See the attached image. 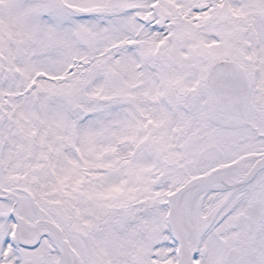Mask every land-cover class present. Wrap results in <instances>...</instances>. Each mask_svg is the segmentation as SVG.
<instances>
[{"label":"snow or ice","instance_id":"obj_1","mask_svg":"<svg viewBox=\"0 0 264 264\" xmlns=\"http://www.w3.org/2000/svg\"><path fill=\"white\" fill-rule=\"evenodd\" d=\"M0 264H264V0H0Z\"/></svg>","mask_w":264,"mask_h":264}]
</instances>
